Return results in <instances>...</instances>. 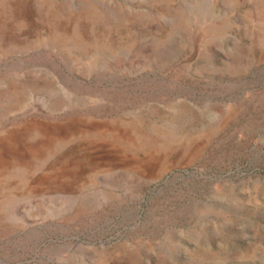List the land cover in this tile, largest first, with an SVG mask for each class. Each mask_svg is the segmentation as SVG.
Wrapping results in <instances>:
<instances>
[{
	"label": "rangeland",
	"instance_id": "1",
	"mask_svg": "<svg viewBox=\"0 0 264 264\" xmlns=\"http://www.w3.org/2000/svg\"><path fill=\"white\" fill-rule=\"evenodd\" d=\"M0 264H264V0H0Z\"/></svg>",
	"mask_w": 264,
	"mask_h": 264
}]
</instances>
